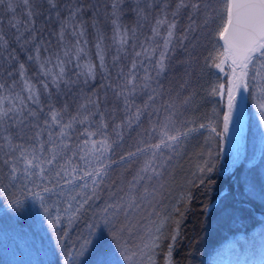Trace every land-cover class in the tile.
I'll use <instances>...</instances> for the list:
<instances>
[{"label":"trees","instance_id":"trees-1","mask_svg":"<svg viewBox=\"0 0 264 264\" xmlns=\"http://www.w3.org/2000/svg\"><path fill=\"white\" fill-rule=\"evenodd\" d=\"M8 2L13 3L14 14L7 11ZM53 2L57 5L56 8H52L48 0H29L27 7L23 0H5V4L0 5V35L10 39L7 41L10 43L9 49L11 48L10 52L17 61L14 66L0 64V85H3L0 93L14 82L18 84L14 73L16 66L23 64L25 77L35 83L38 82L40 62L45 57L50 56L53 59L59 54L60 57L66 58L62 49L72 45L68 36L74 30L71 25L76 23L84 25L82 38L88 41L89 49L94 55V75L90 77L82 68L80 69L84 72L76 70L75 64H67L63 80L58 82L57 87L50 86L49 92L45 96L42 95L40 103L34 109L38 112L36 118L28 117L25 113L24 127L19 124L12 127L13 121H5L1 126L15 134L13 138L17 143H31V138L37 131L40 132V142L44 143L48 140L49 130L43 127V121L45 118L50 119V105L57 110L66 107L65 120L69 115L76 114L80 105H86L87 112L84 114L89 115V119L83 125H74L71 143L76 145L87 139L86 135H81L87 129L97 133L91 139L101 140L107 137L112 144L105 161L110 164L109 173L100 189V195L105 197L109 193L108 188L116 191L119 184L125 188L127 182L133 180L139 166L151 158L152 149L149 146L159 143L163 131L162 124L170 114H174L171 115L174 127L170 134H175V130L190 128L196 131L183 138L175 151L163 149V156L158 153L156 157V163L162 165L163 178L151 181L150 190L155 183L165 187L169 183L166 215H170L172 219L168 221L167 227L172 229L175 219L179 221L177 239L170 243L169 235H165L166 238L156 249V264H165L169 244H173L172 264L260 263L264 258V187L255 177L258 164L256 162L248 166L243 161H236L237 150H230L225 143L222 148L216 134L211 132L212 127L220 128V125L224 124L223 100L220 95L212 96L211 89L219 83H226V80L213 66L219 61L211 58L222 51L216 35L217 25L209 19L207 27L203 26L209 15L204 5L209 3V0H199V13L190 7L177 10L179 0H115L119 5L115 25L114 16L111 17L113 0H88V7L82 6L81 10L79 4L85 5L86 1ZM184 2L191 4L197 0ZM211 2L218 6L217 0ZM29 11L34 13L31 18L28 16ZM72 11H76L75 19L70 16ZM173 12H177L176 16L172 15ZM157 19H166L169 23L174 21L176 24L170 51L165 59V71L159 75L155 64L163 50L168 28L167 25H162L159 35H154L152 29L156 26ZM11 22H18L19 31L10 27ZM65 23V41L61 43L58 34ZM190 23L196 30L186 32ZM114 26H118L121 34L127 32L125 44L121 45L119 41L112 40ZM95 34H99L102 39L103 69L94 50ZM18 35L21 37L19 41L16 39ZM143 49H148L146 54L142 53ZM138 52L142 53L139 57L136 56ZM30 56L33 59L30 60ZM116 57L119 59H115ZM133 60L137 62V68L134 70L137 79L134 84L139 85L134 91L133 85L125 88L131 78ZM146 69L152 76L147 88L143 87ZM256 70L253 69L254 75ZM251 88L250 83L249 92L244 93L242 123L238 127L239 139L249 130L245 117L246 107L249 108L248 116L251 114L248 112L252 107ZM117 92L121 95L117 96ZM149 96L154 99L150 101ZM187 97L191 99L185 103ZM169 104L172 107H168ZM40 108L44 109L43 113H39ZM137 109L140 110L139 119L135 118ZM100 113L103 114L106 127L101 126ZM37 124L40 125L39 128L34 127ZM201 124L207 128H200ZM18 136H22L23 140L16 139ZM240 141L243 145L244 140ZM45 146L47 147L46 144ZM137 149L143 151L137 152ZM241 149H244V146L239 151ZM129 153L136 155L129 157ZM122 156L126 157L123 161L120 159ZM205 161L209 162L213 171L201 178L199 166H203ZM221 162L227 163L228 166L221 168ZM245 169L250 170L253 179H256L253 183H257L254 185V191L261 194L262 198L252 196L246 191L242 173ZM0 171V209L21 211L23 206L24 209L30 207L33 194L41 189L37 188L35 183L23 182L27 189H31L29 192L21 180L10 181L5 167ZM201 179L204 183H201ZM189 192L191 200L185 199L178 204L177 201L182 196L186 197ZM44 196L47 200L58 198L57 195ZM17 200L19 203H16ZM174 206L179 211L174 212ZM0 264H8L1 249Z\"/></svg>","mask_w":264,"mask_h":264},{"label":"snow or ice","instance_id":"snow-or-ice-1","mask_svg":"<svg viewBox=\"0 0 264 264\" xmlns=\"http://www.w3.org/2000/svg\"><path fill=\"white\" fill-rule=\"evenodd\" d=\"M24 4L27 6L29 0H23ZM48 3L52 8H56L57 5L53 0H48ZM5 0H0V5H4ZM217 5L214 6L209 0V3L204 5L205 10L208 12V17L204 20L203 26L207 27L209 19H211L217 25L216 35L219 41H223V50L218 52V55L211 57L213 60H218V63H214L213 66L219 70V72L224 74V79L226 83H219L213 86L211 89V95H220L223 97L225 90L227 91V111L224 113V124L223 132L219 133L221 139L229 131V123L233 120L234 112L238 104V96L241 92H249L250 83L252 80L259 78L264 80V0H217ZM7 11L9 13L15 12V7L13 3L8 2ZM119 5L113 0L112 15L115 16V9ZM192 8L197 13L200 12L201 5L199 0L197 2L186 4L184 0H179L177 4V10L181 8ZM79 11V10H77ZM177 12H173L172 15L176 16ZM59 15V14H58ZM28 16L31 18L34 13L28 12ZM72 19L76 18V11L70 13ZM192 21V17H189ZM194 23V22H192ZM189 24V27L185 30L195 31L196 29ZM113 24L116 21L113 20ZM167 25L168 34L164 37L163 50L160 52V58L156 61L155 69L157 75L165 71V59L167 52L170 51V45L172 43V36L176 28V24L173 21L169 23L166 19H157L156 26L153 27L152 31L154 35H159L160 26ZM10 27L18 28V22H11ZM80 31L77 33L73 30L72 35L76 36L77 39L75 43L67 48L62 49L64 56L68 57L70 54L75 52L76 58H80V54L84 51L81 46V38L84 36V30L82 25L77 26ZM67 28V24H63L59 32V37L61 43L65 37L64 29ZM27 31V29H25ZM117 35L121 36L120 44L123 45L127 42V32L121 34L117 26ZM187 39V36L184 37ZM17 41L21 39L18 35L16 37ZM35 39V38H33ZM0 41H3L6 45L8 42L3 35H0ZM86 43V41H85ZM97 49H100V42L97 43ZM148 49H143L142 53L146 54ZM37 52L39 49L37 48ZM141 52L136 53L139 57L142 55ZM101 60L100 67H104V58L97 52ZM33 59V57H29ZM39 59V57H37ZM115 59H119L116 57ZM151 59V57H149ZM69 59L67 63H70ZM143 62H141L142 65ZM65 61L62 60L57 54V66L60 71L57 75L52 76L53 84H58V81L63 80L65 73L64 68ZM225 65L230 69V71L225 70ZM258 66V68H257ZM77 67H81L79 64ZM83 67L88 69V75L91 77L94 75L93 68L90 64H86ZM137 68L136 60H133L130 79L127 81L125 88L128 85H133V91L139 85L134 84V80L137 79L135 75V69ZM253 69L256 70V74L253 75ZM20 74L24 76V65H20ZM49 73H45L48 75ZM11 75V73H9ZM219 79V77H218ZM152 80V76L149 75L148 70H145V75L143 77V87H149V81ZM27 90L29 91L28 101L33 104H39L40 99L36 94L33 87L29 86L28 81H25ZM48 85L45 84V88ZM3 88V85H0ZM117 96L121 95L120 92L116 93ZM148 99L151 101L154 99L153 96H149ZM191 97L185 99V103ZM17 103L9 104L11 106L5 107L3 103H0V125H3L5 121H15L12 127L16 124L25 126L24 119L22 118L25 113L28 117L36 118L38 112L36 110H29L27 104L24 102V98L17 97ZM147 107V105H145ZM168 107H172L171 104ZM67 108L57 110L54 106H49L48 116L50 119L45 118L43 121V127L47 128L48 140L44 143L40 142V132L37 131L35 136L31 138V143L20 142L17 143L14 140V133L8 132L5 128L4 133L0 135V140L3 144L0 145L4 151L3 164L8 169V176L10 181L21 180L22 185L31 192V189H27L26 184L35 183L37 188L41 191L34 193L33 195L37 198L42 207H45V196L44 194L67 196L64 201L67 205L63 209V213L68 217V224L71 225L74 220H76L80 212L85 208L89 201L97 198L98 190L103 184L105 177L108 175V170L110 164L105 163L107 160L106 153L112 148V144L109 143L107 137L101 140L91 139L97 133L89 132L87 129L81 135H86L88 138L80 141L78 144L73 145L71 143L72 133L75 131L74 125L85 124L89 119V115H85L87 112L86 105H80V110L74 115H69L67 120L64 119ZM139 109H137L136 119H139ZM44 109L40 108L39 113H43ZM12 114V115H10ZM91 115H96V113H91ZM171 115L166 118V122L162 124V134L159 143L150 145L152 149L151 158L146 160L143 167L137 171L136 176L133 177L132 181H128V187L120 188L118 190L119 194L113 193L115 199L106 204L102 209L105 214L106 222H110L107 217V213L110 209H114L113 216L116 213L123 212L127 216L130 212H137L143 206V202H147L150 207H152V200L158 195V189L152 187L150 190L149 184L153 180H160L163 178L162 165L156 163V157L159 153L163 156V149H169L175 151L177 147L180 146V142L183 138H186L191 132L196 131L194 128L187 130H175V134H170V131L174 127V122L171 120ZM101 116V126L106 127L103 123V114ZM261 119L264 120V105H261L260 112ZM34 127L39 128L40 125H35ZM204 124L200 125V128H205ZM52 129H58V131H52ZM217 130L215 127L211 128V132L215 133ZM18 140H23L22 136L16 137ZM79 139V138H77ZM47 145V147L45 146ZM75 148V151H73ZM143 151L137 149V152ZM136 153H129L128 156H134ZM126 157L122 156L120 159L123 161ZM169 159H171L169 157ZM115 163V161H112ZM213 167L208 161L204 162L203 166H199V172L201 176L205 173H211ZM38 181V183H37ZM148 181L149 183H144ZM201 183H204L201 179ZM137 185L142 186V191ZM163 184L159 185V188H163ZM151 198V199H149ZM191 200V193L189 192L186 197L182 196L177 203H181L183 200ZM73 202L76 203L75 209H73ZM16 203H19L17 200ZM45 211L48 212V208L45 207ZM173 211H179L175 206ZM57 216L55 220L49 219V224L54 228L59 225L62 221V216L59 214V209H57ZM152 215V213H149ZM157 220H150L149 226L145 229V234L140 237V242L134 245L132 248L125 247L121 243V232L123 229H117L115 225H112L110 229V235L113 242H115L116 247L120 249V255L123 257L125 264H156L154 260L155 250L160 247V242L165 239V228L167 227L168 221L171 219L170 215L161 216L160 213H155ZM183 215V213H181ZM65 235H67V227L64 229ZM179 235V221H175V227L171 234V240L175 241ZM93 241L90 239H84L83 243L78 249L75 250L77 256H82L87 250L89 245H92ZM173 244H169L168 251L165 254V264H172ZM94 254L96 255L97 264H110V251L104 247L103 239L96 242V247L94 248ZM73 250L70 249L68 252V260L72 259ZM112 264H118V262H112Z\"/></svg>","mask_w":264,"mask_h":264},{"label":"rangeland","instance_id":"rangeland-1","mask_svg":"<svg viewBox=\"0 0 264 264\" xmlns=\"http://www.w3.org/2000/svg\"><path fill=\"white\" fill-rule=\"evenodd\" d=\"M79 25H82V23H76L74 25L72 24L71 26H73L72 28L76 32H78L79 27L77 26ZM82 27H84V25H82ZM118 30L120 32L119 28ZM114 32V35H112L111 37L112 40H117L120 42V35L116 34L117 27L114 28ZM95 37L96 40L94 44L96 47L94 48V50L96 58L100 60L97 52L99 51L100 54L104 57V49H102L101 47L102 39L99 34H95ZM74 38L77 39L76 36H74ZM6 40L10 41V39ZM98 41L100 42L99 50L97 49ZM81 46L84 48V51L80 54L79 59L76 58L74 50L73 53L70 54V56L66 58L62 56L60 57L65 61V72L67 64H75L76 67L79 64L81 67H77L76 70H81L80 68H82L87 73L88 69L83 66L86 64H90L91 66H93L92 58L94 55L89 49L88 41L84 38H81ZM9 47L10 43H7L5 45L3 41H0L1 65L14 66L15 62H17L15 60V56L11 54V48L9 49ZM69 59L71 60V62L67 63ZM40 63L41 66L40 72L38 73V82L35 83L26 78L25 75L22 77L20 74V66H16L14 73L16 75L18 84L16 85L14 82L12 86L6 87L7 89H3V92L5 93L2 92L3 95H1L2 93H0V103H3L5 107H9L11 106L9 104L10 101L12 104H16V98L22 97L24 98V102L25 104H27L28 109H36V106L38 104H33L31 101L27 100L29 91L27 90L25 81H28L29 86L34 88L36 94L39 96V99H41L42 95L45 96L49 92L50 86L57 87L58 84H53L52 76L57 75L60 71L59 67L57 66V57L52 59L50 56H47ZM225 70L230 71L227 65H225ZM46 72L49 74L45 75ZM220 74L221 76H224L223 73L220 72ZM252 74L254 75V72ZM65 75L66 73H64V76ZM45 84L48 85L47 88H45ZM251 86L252 88L250 97L252 107L250 111H248L251 112V114L248 116L247 110L249 108L246 107L247 109L245 117L246 123L249 124V130L245 132L242 138H240L244 140V144L242 145L243 142H241L238 137L240 131L238 127L241 125H236L241 124L238 118L240 117L241 109L244 110V106L242 105V103H239V101L234 112L233 120L229 123L228 133L223 137V139H221L219 135V133L223 132V125L221 124L220 128H216L217 131L215 132V134L219 142L221 143L222 148L225 143L226 147L228 146L230 150H237L238 153L235 151L238 157L236 161H243L248 166L257 162L258 166L255 177L264 187V120H262L260 116L261 105H264V80H260L259 78H257L256 80H252ZM255 88H257V90H254ZM242 96L243 92L241 93L240 97ZM220 98H222L223 100V110L225 113L228 110L226 90L223 97L220 96ZM244 98L242 100H244ZM22 118L24 119V123H26L25 115ZM222 120H224V115L222 116ZM14 122L15 121H13V123ZM206 128L207 126L202 129ZM4 130L5 126L3 127L0 125V135L4 133ZM0 141V145H2L3 141ZM242 146H244V149H241V151H239ZM4 151L5 149L1 147L0 170L5 167V172L8 173V169L2 162ZM144 163L141 167H143ZM221 163V168H223L224 166H228L225 162ZM141 167L139 166V169ZM1 172L2 171H0V173ZM220 173H222V170ZM242 173L244 174L243 178L245 180L246 191L252 196L262 198L261 194L254 191V185L256 186L257 183L253 185V183L256 182V179H253L250 170L245 169ZM208 174L209 173H205L206 176ZM205 175L201 176V178ZM144 183L148 184L149 182L145 181ZM167 186H169V183L166 184V187L163 186V188H159V185H157V183L154 184L153 187H156L158 189V195L154 200H152V207H150L147 202H143V206L140 210L134 213L130 212L127 216H125L123 212L116 213V215L113 216V212L115 210L110 209L107 213V217L109 218L110 222H106L105 214L102 212V209L106 206V204L111 203L115 199L113 193H116L117 190L123 187L119 184L116 191H114L112 188H108V195L102 197L100 195V186L97 193V198L89 201L85 208L80 212L78 218L74 220L71 225L68 224L67 215L63 213V209L67 207L64 202L67 198L66 194L58 196L57 199H45V207L48 208V212L45 211V207H42L40 201L34 196L33 200L30 202V207L24 209L23 206V209L21 211L0 209V249L2 250L6 260L8 261V264H97L96 255L94 254V248L96 247V242L101 240L102 238L104 247L108 249L111 254L110 264H112V262L125 264V262L123 261V257L120 255V249L116 247L115 242H113L111 239L110 229L112 225H115L117 229H123V231L121 232V243L124 244L125 247L132 248L134 245L138 244L140 242V237L145 234V229L149 226V221L158 219L155 213L158 212L161 214V216L166 215V212L168 210L166 209L168 207L167 203L169 201L167 192L170 191V187ZM127 187L128 183L126 184L125 189H127ZM137 187L142 191L141 185H137ZM118 194L119 192H117V195ZM76 206V203L73 202V209H75ZM57 209H59V214L63 218L61 223L54 228L49 224V219H52L53 221L55 220V217L58 214ZM149 213H152V215H149ZM95 216H97V220H95ZM66 227L67 235H65L64 233V229ZM174 227H172V229L168 227L165 228V235H169L170 243H172L171 234ZM84 239L92 240L93 244L88 246L87 250L82 256H77L75 254V250L80 247ZM70 249L73 250V255L72 259L68 260V252ZM251 264H264V258L260 263L252 262Z\"/></svg>","mask_w":264,"mask_h":264},{"label":"bare ground","instance_id":"bare-ground-1","mask_svg":"<svg viewBox=\"0 0 264 264\" xmlns=\"http://www.w3.org/2000/svg\"><path fill=\"white\" fill-rule=\"evenodd\" d=\"M81 2H84V1H86V3H85V5H84V3H78L79 4V10H81V7L82 6H85L86 8L88 7V0H80ZM114 10H113V8H111V14H112V12H113ZM115 13H116V15L113 17V15L111 16V17H113L114 18V20H116L117 19V13H118V8L117 9H115ZM66 29V28H65ZM69 37V40H70V42H71V44H73V43H75V40H73V38H74V36L73 35H69L68 36ZM96 40V39H95Z\"/></svg>","mask_w":264,"mask_h":264},{"label":"water","instance_id":"water-1","mask_svg":"<svg viewBox=\"0 0 264 264\" xmlns=\"http://www.w3.org/2000/svg\"><path fill=\"white\" fill-rule=\"evenodd\" d=\"M219 41V39H218ZM219 44H221V47L223 46V41H219ZM222 50H223V47H222Z\"/></svg>","mask_w":264,"mask_h":264}]
</instances>
